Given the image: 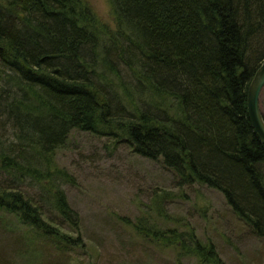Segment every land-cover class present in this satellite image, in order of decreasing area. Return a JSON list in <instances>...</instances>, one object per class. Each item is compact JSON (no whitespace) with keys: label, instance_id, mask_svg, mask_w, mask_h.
<instances>
[{"label":"trees","instance_id":"trees-1","mask_svg":"<svg viewBox=\"0 0 264 264\" xmlns=\"http://www.w3.org/2000/svg\"><path fill=\"white\" fill-rule=\"evenodd\" d=\"M108 1L112 25L85 0H0V123L13 131V141L0 138V175L12 180L0 179V211L60 254L81 246L80 217L59 183L75 179L56 162L78 130L126 142L180 188L221 193L264 240V145L247 110L264 60V0ZM171 198L155 193L137 222L120 219L177 264H224L213 241L167 212Z\"/></svg>","mask_w":264,"mask_h":264},{"label":"rangeland","instance_id":"rangeland-1","mask_svg":"<svg viewBox=\"0 0 264 264\" xmlns=\"http://www.w3.org/2000/svg\"><path fill=\"white\" fill-rule=\"evenodd\" d=\"M85 1L101 22L113 24L108 0ZM2 90L0 95L7 96ZM260 106L264 108V89ZM12 134L7 122L0 123L1 139L11 142ZM56 162L75 179L59 183L80 217L82 248L60 254L61 250L48 246L15 216L0 211V264L1 258L9 264H177L173 251L147 243L121 221L137 222L152 205L153 195L162 192L172 194L165 204L167 212L194 229L203 243L213 241L224 264H264V240L232 214L221 193L200 186L180 188L173 174L157 161L136 154L122 140L114 143L105 135L74 130L57 152ZM0 179L12 182L3 174ZM18 186L40 203L47 220H53V211L40 201L35 183L23 179ZM180 264L195 261L183 258Z\"/></svg>","mask_w":264,"mask_h":264},{"label":"water","instance_id":"water-1","mask_svg":"<svg viewBox=\"0 0 264 264\" xmlns=\"http://www.w3.org/2000/svg\"><path fill=\"white\" fill-rule=\"evenodd\" d=\"M264 89V60L257 69L248 88L247 110L252 127L264 145V115L260 106V98Z\"/></svg>","mask_w":264,"mask_h":264}]
</instances>
